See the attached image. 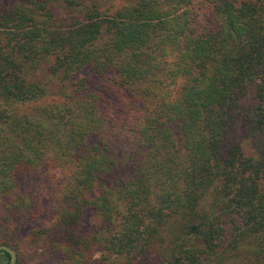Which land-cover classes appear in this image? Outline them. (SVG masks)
I'll use <instances>...</instances> for the list:
<instances>
[{
  "label": "trees",
  "instance_id": "16d2710c",
  "mask_svg": "<svg viewBox=\"0 0 264 264\" xmlns=\"http://www.w3.org/2000/svg\"><path fill=\"white\" fill-rule=\"evenodd\" d=\"M0 244L264 264V0H0Z\"/></svg>",
  "mask_w": 264,
  "mask_h": 264
},
{
  "label": "rangeland",
  "instance_id": "374dc122",
  "mask_svg": "<svg viewBox=\"0 0 264 264\" xmlns=\"http://www.w3.org/2000/svg\"><path fill=\"white\" fill-rule=\"evenodd\" d=\"M71 88L72 86L68 87V89ZM247 148L245 149L247 150ZM17 258L19 259L18 264H55L53 258L43 253L38 245L24 246Z\"/></svg>",
  "mask_w": 264,
  "mask_h": 264
},
{
  "label": "water",
  "instance_id": "95a60500",
  "mask_svg": "<svg viewBox=\"0 0 264 264\" xmlns=\"http://www.w3.org/2000/svg\"><path fill=\"white\" fill-rule=\"evenodd\" d=\"M1 249L6 250V251H8L11 254V259H10L9 264H15V261H16V253H15V251L12 248H10L9 246L5 245V244H0V250Z\"/></svg>",
  "mask_w": 264,
  "mask_h": 264
}]
</instances>
